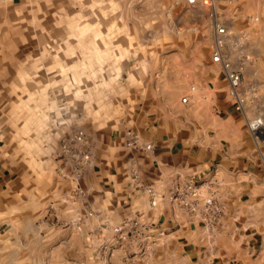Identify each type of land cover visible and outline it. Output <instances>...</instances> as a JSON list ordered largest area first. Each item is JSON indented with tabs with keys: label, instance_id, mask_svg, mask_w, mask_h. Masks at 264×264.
Returning a JSON list of instances; mask_svg holds the SVG:
<instances>
[{
	"label": "rangeland",
	"instance_id": "rangeland-1",
	"mask_svg": "<svg viewBox=\"0 0 264 264\" xmlns=\"http://www.w3.org/2000/svg\"><path fill=\"white\" fill-rule=\"evenodd\" d=\"M186 1L0 0V103L12 123L8 138L15 157L34 164L49 148L56 146L59 154L62 140L75 129L89 133L116 125L124 102L144 87L160 93L167 106L180 104L207 67L221 69L212 62L217 23L239 45L225 47L234 66L244 67L250 80L257 69L264 73V47H251V30L243 29L245 23L251 27L264 21V0H200L194 8ZM7 26L13 32L6 33ZM252 59L263 63L251 65ZM250 90L251 101L257 90ZM60 125L69 128L58 134L54 127ZM75 188L61 210L45 212L62 221L61 242H46L45 264H185L173 255L165 236L145 224L128 240H118L113 228L119 224L96 208H84L86 194ZM72 202L82 205L78 214L65 207ZM17 207L14 218L38 213L37 208ZM89 211L95 213L91 229L84 223ZM23 228H2L0 264H37L36 258L27 259L25 243L11 239H19ZM53 229L47 226L45 233L54 234Z\"/></svg>",
	"mask_w": 264,
	"mask_h": 264
},
{
	"label": "crops",
	"instance_id": "crops-1",
	"mask_svg": "<svg viewBox=\"0 0 264 264\" xmlns=\"http://www.w3.org/2000/svg\"><path fill=\"white\" fill-rule=\"evenodd\" d=\"M245 24L243 29L251 30V47H264V21ZM9 32L13 27H6ZM260 62L251 65L259 67ZM257 73L251 80L243 75L244 93L250 96V89L257 90L244 111L236 109L224 73L213 65L191 83L194 90L188 104L167 106L151 87L139 88L124 102L123 117L116 125L87 132L96 151L81 181L84 208H96L113 225L136 218L153 227L185 264H264V73L258 69ZM7 114L0 103V233L3 227L22 224L21 237L11 239L30 249L27 259L45 264L46 242H61L62 225L59 217L48 218L45 212L64 205L75 187L58 172L63 164L56 146L34 164L15 157ZM260 118L262 123L253 129L251 122ZM54 128L59 134L69 127ZM129 130L152 149L127 148ZM51 136L56 138L57 133ZM134 172L142 185L156 190L155 206L135 187ZM189 180L200 184L205 195L212 193L220 205V220L212 231L171 200L172 191ZM17 206L37 208L38 213L14 218ZM65 207L78 214L82 205L72 202ZM47 226L54 227V234L45 233Z\"/></svg>",
	"mask_w": 264,
	"mask_h": 264
},
{
	"label": "built area",
	"instance_id": "built-area-1",
	"mask_svg": "<svg viewBox=\"0 0 264 264\" xmlns=\"http://www.w3.org/2000/svg\"><path fill=\"white\" fill-rule=\"evenodd\" d=\"M205 3L210 0H202ZM200 3V0H187L189 7L194 8ZM215 48L212 52V62L220 65L228 82V94L235 101V106L238 111H244L250 102V98L244 93L243 70L244 67H235L228 53L225 50L226 45L230 44L233 49L238 48V44L232 43L230 40L231 34L228 29L220 24H215ZM240 59L244 57L241 54ZM244 61V60H243ZM194 90V87L192 88ZM190 102V96L182 99L183 104ZM261 120L256 119L251 122L253 129L260 126ZM126 146L131 150H146L152 149L151 145H144L140 135L129 130L126 133ZM59 157L62 160L63 166L58 169L59 174L72 182L76 183L75 193H84L80 186V180L84 173L91 167L94 162V154L92 143L86 133L82 129H75L67 138L63 139L59 147ZM134 185L139 190L146 193L152 202L156 205L157 192L152 186H144L139 182L136 172L132 175ZM171 200L177 207L186 211L189 215L197 218L203 223L208 231H212L220 220L222 210L215 196L212 193L205 195L202 186L194 180H189L181 186H177L171 193ZM95 213L89 211L86 215L85 225L92 228L89 222ZM112 226V224L105 223ZM143 224L136 218L125 219L118 226L113 228V232L118 237V240H128L130 236L139 233V229Z\"/></svg>",
	"mask_w": 264,
	"mask_h": 264
}]
</instances>
